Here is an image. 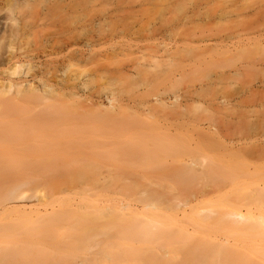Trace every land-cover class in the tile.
Segmentation results:
<instances>
[{
    "label": "rangeland",
    "instance_id": "1",
    "mask_svg": "<svg viewBox=\"0 0 264 264\" xmlns=\"http://www.w3.org/2000/svg\"><path fill=\"white\" fill-rule=\"evenodd\" d=\"M54 2L0 0V264H264V0Z\"/></svg>",
    "mask_w": 264,
    "mask_h": 264
},
{
    "label": "bare ground",
    "instance_id": "2",
    "mask_svg": "<svg viewBox=\"0 0 264 264\" xmlns=\"http://www.w3.org/2000/svg\"><path fill=\"white\" fill-rule=\"evenodd\" d=\"M18 0H12V5H14L16 2H17ZM55 2L53 3V4H51V5H53V6H51V7H49L48 9H47V15H61L62 13H64L65 12V10L67 9V6H69V5H67V4H65L64 2H63V0H54ZM9 13H10V11H8L7 12V14L4 16H2L1 18H0V25H1V27H5V26H7L8 24H9V22H10V17H9ZM81 42H83V44H85L86 46H90L91 45V40L90 39H86V38H84V39H82L81 40ZM244 99V98H243ZM243 99H242V102H243ZM247 99H249V98H247ZM245 100V99H244ZM248 101V100H247ZM249 101H250V99H249ZM19 198H26V197H29L28 196V193L27 192H22L21 194H19V196H18ZM108 208L109 207H111L110 205H108L107 206ZM104 208V207H103ZM83 211V210H82ZM116 211V214H117V216L119 215V213L121 214V215H119V217H117L116 219H118L117 221H120L121 222V224H119L120 222H114V221H116V219L115 218H112V219H114V221L113 220H111V223L110 222H108L109 223V225L108 226H105L104 224V228L105 229H110V231H112V230H114L115 232H117L116 233V235L119 233V234H121V233H125V234H127L125 237H127L128 238V240L130 239V236L132 237V236H140V237H144L145 235H150V233H151V235L150 236H153V235H155L156 236V233L154 234V232L152 233L151 232V230H147V228H146V226H144L145 224H148L149 223V219L146 221V223H145V221H142V222H144L145 224H141V222L140 221H138L137 222V220H135V222H137L136 224L134 223V220H132L133 221V223H132V221L130 222L129 221V223L127 224V218L128 217H132V215L130 216V214L128 213V212H126L127 214H128V216L126 217V215L127 214H125V212H123L122 213V211H120L119 213H117V211L118 210H115ZM84 213H82V214H84V215H81V216H83V219H84V221H79L78 222V224L77 225H81V222H84V223H82V225L81 226H77L78 228L76 229V231H78V232H76V233H78V234H80V235H82V238L84 237L83 236V234L82 233H85L87 230H89V225H90V221H86L87 219H89V220H93V221H95V219L98 217V216H94L93 215V217H92V214H90L91 216H89V214L87 213V212H85V211H83ZM87 213V214H86ZM131 213V212H130ZM122 214H125V215H123V217H124V219H125V221H127L126 223H125V221H124V219L121 217L122 216ZM86 216V217H85ZM89 216V217H88ZM113 217H115L116 215L114 214V215H112ZM111 216V217H112ZM91 217V218H90ZM95 217V218H94ZM121 217V218H120ZM85 218H86V220H85ZM122 219V220H121ZM131 219H133V217L131 218ZM152 219V218H151ZM82 220V219H81ZM97 220V219H96ZM93 221H92V223H93ZM123 221V222H122ZM153 222H154V220H152ZM152 221H150V225L152 224ZM156 221L158 222V219L157 220H155V222L154 223H156ZM87 222H89V224H87ZM113 222V223H112ZM80 223V224H79ZM125 223V224H124ZM106 225H107V223H105ZM141 224V225H140ZM157 224V223H156ZM88 225V226H87ZM22 226L23 227H26V226H24L23 224H22ZM21 226V227H22ZM87 227H89L88 229H87ZM109 227V228H108ZM58 227H55L54 229H53V232H55L54 234H52L53 236L55 235V238L57 237V238H59L60 236H66V234H62L61 235V229L59 230L60 232L58 233L57 231H58V229H57ZM226 228H228V229H232V227H226ZM226 228L224 227V230H226ZM34 228H29L28 229V231L30 230H33ZM87 229V230H86ZM35 230V229H34ZM29 231V235H32V236H34V237H36V238H44V232L43 231H41V229H38V230H36V232L35 231H31L30 232ZM39 231H40V233H39ZM64 231V230H63ZM114 231H112V232H114ZM234 231V230H233ZM35 233V235L33 234V233ZM52 232V233H53ZM65 233H68V232H66V231H64ZM71 232V231H70ZM88 232V231H87ZM32 233V234H31ZM37 233H39L41 236H39V234L37 235ZM43 233V234H42ZM71 233H75V231H74V229H73V231L71 232ZM183 233H184V231H183ZM57 234H59L58 236H57ZM118 234V235H119ZM133 234V235H132ZM161 234V233H160ZM159 234V235H160ZM42 235H43V237H42ZM68 235V234H67ZM87 235V234H86ZM185 235H186V233H185ZM81 238V237H80ZM127 238H126V240H127ZM124 239V238H123ZM128 243V242H127ZM73 244H75V243H73ZM129 244V243H128ZM81 245L79 246V248L81 249ZM127 247V246H126ZM129 247V246H128ZM205 247V248H204ZM203 247V249L205 250L206 249V247L207 246H204ZM131 248V247H130ZM208 249V251L210 250L209 248H207ZM37 251V250H36ZM47 251V250H46ZM109 251V250H108ZM107 251V252H108ZM28 252V251H27ZM41 253H43L42 251H40ZM29 253L30 252H28V255H29ZM32 253V252H31ZM40 253V254H41ZM45 253V252H44ZM34 254H36V253H34ZM37 254H38V251H37ZM31 255V254H30ZM39 255V254H38ZM42 255H46V253L45 254H42ZM41 255V256H42ZM32 256V255H31ZM36 256V255H35ZM27 257V256H26ZM45 257V256H44ZM28 259H29V256L27 257ZM35 258H37V257H35ZM30 260H31V257H30ZM35 260V259H34ZM33 260V261H34ZM32 261V262H33ZM119 263H121L120 261H119ZM115 264H116V262H115ZM122 264V263H121Z\"/></svg>",
    "mask_w": 264,
    "mask_h": 264
}]
</instances>
